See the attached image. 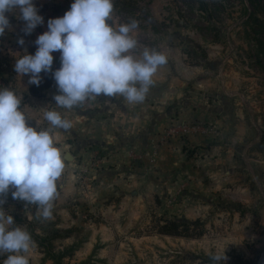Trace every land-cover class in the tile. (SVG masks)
<instances>
[{"label": "rangeland", "instance_id": "obj_1", "mask_svg": "<svg viewBox=\"0 0 264 264\" xmlns=\"http://www.w3.org/2000/svg\"><path fill=\"white\" fill-rule=\"evenodd\" d=\"M62 1L68 2L34 0L38 10L45 4L39 13L52 18L63 15L49 10ZM128 2L114 4L110 23L135 20L133 54L156 49L167 63L133 108L119 96H99L75 110L128 112L135 119L132 131L124 127V137L108 146L83 145L88 136L78 135L75 146L57 143L73 161L65 160L50 219L37 215V205L13 199L11 190L0 196L3 210L13 215L14 226L47 240L43 246L33 242L30 264H53L46 249L63 253L62 264H223L212 256L224 253L225 264H259L264 260V0ZM9 20L16 23L17 14ZM22 38L21 49L35 52L34 35ZM2 43L0 37V49ZM53 55L55 70L59 52ZM3 58L0 89L9 88L14 74ZM112 104L116 107L109 108ZM170 220L189 222L192 236L158 234ZM6 257L0 254V264Z\"/></svg>", "mask_w": 264, "mask_h": 264}, {"label": "clouds", "instance_id": "obj_2", "mask_svg": "<svg viewBox=\"0 0 264 264\" xmlns=\"http://www.w3.org/2000/svg\"><path fill=\"white\" fill-rule=\"evenodd\" d=\"M113 9L114 0H72L62 16L48 19L47 30L35 40L34 54L16 56L14 71L28 75V83L36 86L42 72H51L58 89L55 105L65 109L99 96L143 102L167 56L148 47L134 55L138 24L133 20L114 26L110 23ZM10 12L25 21L26 35L44 23L34 0H0V36L11 29ZM18 43L23 45L24 39ZM55 52H59L60 66L53 70ZM20 104L13 90L0 89V196L11 190L13 199L37 205V215L46 220L52 217L59 194L57 181L66 167L51 130H68L73 124L54 108L44 111L49 128L30 124ZM3 204L0 199V254L7 253L3 264H30L31 234L14 226L15 219L5 214ZM212 259H223L225 264L227 258L224 253Z\"/></svg>", "mask_w": 264, "mask_h": 264}, {"label": "crops", "instance_id": "obj_3", "mask_svg": "<svg viewBox=\"0 0 264 264\" xmlns=\"http://www.w3.org/2000/svg\"><path fill=\"white\" fill-rule=\"evenodd\" d=\"M45 1L47 0H41V3H45ZM60 4H63V1L60 2ZM44 5L45 4L39 5V6H42V7H39V10L41 13H42V9L44 8ZM52 6L56 7L55 3ZM51 7L49 8V10L53 9ZM7 15L14 17V12L7 13ZM50 15L51 14L47 13V15L44 16V23L41 25H38L31 32L35 38L34 45H35V40L37 36L47 30V21ZM24 24H25V21H23L22 19L18 17V20L16 21V23L11 24V29L6 30L5 34L3 36H0L3 41L2 48L0 49V55L4 57L3 59L6 61L7 65L14 72L13 76L11 77V84L9 88L13 90L21 98V100L23 99V97L28 95L29 89L33 85V84L28 83V80H29L28 75L19 76L14 71V64L16 62V56L26 53L24 49H21L20 44L18 43V40L23 36V33H24L22 30ZM15 43H17L16 48H14ZM31 53L34 54V52H31ZM57 92H58V89L56 91L48 93L43 98L31 97L28 95V97L24 100V105L21 107V110L29 118L30 120L29 123L33 125L36 123L38 127H42V128L50 127L48 122L44 119V111L53 109V108L59 111L64 118L72 121L73 126L68 130H64V129H52L51 130L52 134L56 138V143L64 142L65 144L75 146L77 144V142L75 141V138L78 135L81 137L88 136V138H86L88 140L86 139L82 140L83 145L89 144L91 147L108 146V145H113L117 143L115 142L117 141V136H120L122 138L124 137V135L126 134V131L124 132V129H123L124 127L128 131L130 130L132 131L130 127L132 123L131 120L133 119L135 121V119L133 117L128 118L127 117L129 116L128 112L124 114L120 110H115V111L111 110L112 112L110 111H107V113L102 112V113H99V115H93V114H88V113H83L82 115L81 113L76 112L75 106L71 109H65V108L58 107L57 105H55L53 96L57 94ZM132 104L133 103H130L128 108L130 109L133 108ZM108 107L115 108L116 105L112 104L111 106H108ZM135 114L138 115L136 112L130 113L131 116H135ZM142 120L143 122L141 123H145L148 120V117L145 116L143 117ZM141 123L140 122L135 123L134 126L135 125L139 126ZM95 134H98L103 137H100L99 140H95V141L90 140L91 138H93Z\"/></svg>", "mask_w": 264, "mask_h": 264}, {"label": "trees", "instance_id": "obj_4", "mask_svg": "<svg viewBox=\"0 0 264 264\" xmlns=\"http://www.w3.org/2000/svg\"><path fill=\"white\" fill-rule=\"evenodd\" d=\"M68 2L66 4H61L60 6H57L53 8L52 16L58 14H64L71 5L72 0H67ZM248 2H252V0H248ZM129 4L128 0H123L122 2L119 0H114V4L119 7V5H126ZM49 18H52L51 15ZM56 86V82L52 77V74L49 73L45 75L41 79V83L39 86L32 85L29 89L28 95L39 98L43 95L44 91L54 88ZM26 97V96H25ZM24 104V102L21 100L20 107ZM190 223L186 220H170L166 221L162 226L159 227L157 233L160 235L165 236H172V237H191L192 235L188 231ZM32 241L36 244H40V246H43L44 241H47L45 239H39L38 237H32ZM45 255L48 260H50L53 264H62V258L64 257V254H53L49 251V249H46ZM210 260V259H209ZM234 264V263H231ZM238 264H253L251 262H245V263H238ZM259 264H264V260H262Z\"/></svg>", "mask_w": 264, "mask_h": 264}, {"label": "water", "instance_id": "obj_5", "mask_svg": "<svg viewBox=\"0 0 264 264\" xmlns=\"http://www.w3.org/2000/svg\"><path fill=\"white\" fill-rule=\"evenodd\" d=\"M58 66H60V63H58ZM64 158L66 161H73V156L71 155V153L69 152H66L65 155H64Z\"/></svg>", "mask_w": 264, "mask_h": 264}]
</instances>
